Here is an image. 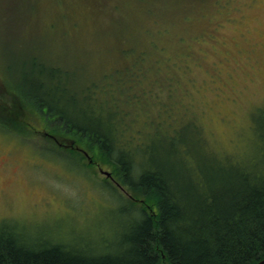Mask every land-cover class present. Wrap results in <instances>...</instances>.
Returning <instances> with one entry per match:
<instances>
[{"label": "rangeland", "instance_id": "obj_1", "mask_svg": "<svg viewBox=\"0 0 264 264\" xmlns=\"http://www.w3.org/2000/svg\"><path fill=\"white\" fill-rule=\"evenodd\" d=\"M98 1L0 0V100L28 119L0 113L11 128L0 126V221L89 246L116 240L136 212L132 190L114 163L71 155L17 86H59L57 66L62 83L91 85L125 144L169 147L178 130L227 168L260 155L264 136V0Z\"/></svg>", "mask_w": 264, "mask_h": 264}, {"label": "trees", "instance_id": "obj_2", "mask_svg": "<svg viewBox=\"0 0 264 264\" xmlns=\"http://www.w3.org/2000/svg\"><path fill=\"white\" fill-rule=\"evenodd\" d=\"M64 75L68 72L51 68L50 77L60 79L61 85L38 79L41 93L21 92L17 86L20 99L55 122L63 138H71L79 150H70L71 155L92 151L114 163L119 183L132 190L136 212L128 215L115 241L95 246L30 235L2 220L0 264H256L264 259L263 134L260 155L236 168L224 167L196 148L193 135L187 138L178 130L168 136L169 147L140 148L132 139L125 144L116 114L98 113L92 106L91 85L68 86L62 83ZM78 96L82 102L77 107L72 103ZM1 101L0 113L7 112L23 126L28 123L14 113L11 102ZM6 119H0V126L9 132Z\"/></svg>", "mask_w": 264, "mask_h": 264}, {"label": "water", "instance_id": "obj_3", "mask_svg": "<svg viewBox=\"0 0 264 264\" xmlns=\"http://www.w3.org/2000/svg\"><path fill=\"white\" fill-rule=\"evenodd\" d=\"M262 262H264V259H262L261 261L257 262L256 264H260V263H262Z\"/></svg>", "mask_w": 264, "mask_h": 264}]
</instances>
